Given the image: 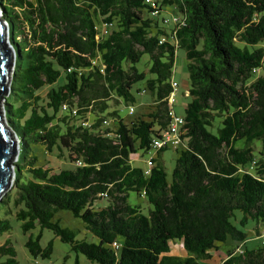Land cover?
<instances>
[{
	"label": "trees",
	"instance_id": "16d2710c",
	"mask_svg": "<svg viewBox=\"0 0 264 264\" xmlns=\"http://www.w3.org/2000/svg\"><path fill=\"white\" fill-rule=\"evenodd\" d=\"M0 3L15 51L4 112L19 138L14 190L0 198V264H19L13 242L1 240L11 229L8 214L28 234L31 260L24 264L49 258L44 228L76 253L62 264H81L79 253L95 264H201L228 239L237 243L227 244L220 264H264V0H157L160 13L170 8L180 18L169 27L145 0ZM177 48L189 77L181 143L155 151L145 172L130 155L149 151L170 124ZM144 54L147 70L137 67ZM138 82L143 88L135 90L148 89L153 108L126 123L118 106L135 101ZM34 145L73 165L44 166ZM167 148L178 152L170 176L159 158ZM62 209L96 240L62 226ZM249 221L259 238L250 248L243 229ZM176 239L186 255L168 254Z\"/></svg>",
	"mask_w": 264,
	"mask_h": 264
},
{
	"label": "rangeland",
	"instance_id": "374dc122",
	"mask_svg": "<svg viewBox=\"0 0 264 264\" xmlns=\"http://www.w3.org/2000/svg\"><path fill=\"white\" fill-rule=\"evenodd\" d=\"M172 13L174 12L170 8H165L161 11L160 15L156 17L160 21L161 24H163L162 17L169 19L170 23L165 24V26L169 27L171 25ZM0 14L1 16L3 14L1 3H0ZM7 40H9L10 42L9 30L7 31ZM258 46H264V41L258 44ZM148 60H149L148 55L144 54L142 58L140 59V61L137 63V67L142 70H147L148 65H149ZM187 62L188 60L185 56L184 50L181 48H177L175 52L174 68H173L172 77L178 84L177 90L175 92L176 101L173 104V108H174V111L179 115H182L184 113V107L187 101L189 100L188 94H185L186 87H189ZM262 73H264V61H263V66L258 70V74H262ZM11 76H12V72L10 74V80H11ZM8 87L10 88V81L8 83ZM136 87L143 88V83L138 82L132 88V92L135 95V101L130 104L134 107V112L129 114L128 105L124 103L118 106L119 114L123 118L124 122L126 123L131 122L136 117H144L145 114L153 108V97L150 91L146 89L143 92L142 91L137 92L135 90ZM45 90L46 89L41 91V96L44 95ZM1 106H2V112H3L4 111V99L3 98L1 99ZM111 108H114V107L112 106ZM116 124H117L116 121L112 118H109L106 123V125L110 128H115ZM253 147H254L255 152H258L261 150V146L259 142L257 141L253 143ZM33 149H34V152L38 155L39 160L43 162L44 166H51L55 170H57L63 167H71L73 165L68 160L65 154L57 155V151H52V152L46 151V149L42 147L41 145H34ZM18 153H19V148L11 161L12 163L16 161ZM25 154L28 155L25 151H23L21 160H23V156ZM150 155L153 157L158 156V154L154 150L144 151L142 149H137L136 152L130 155V163L133 166H139L143 169H146L148 167L147 159L149 158ZM177 155H178V152L173 148H167L166 150L161 151L159 154V158L163 161L168 176H170L171 174L172 168L175 164V158L177 157ZM12 168L14 171L15 165L12 164ZM14 184H15V175L12 176L10 186L6 189V191L2 194V196H4L7 192H10V191L13 192ZM130 200L132 202H140V204H142L144 208H147L148 206L144 198L137 196L134 192H130ZM0 214H2V209H0ZM4 216L11 220V229H10V232L4 234L1 240L8 237L13 242V245L17 251L18 263L24 264L26 261L31 260V255L29 254V252L27 251V248L24 245V242L27 239L28 234H23L20 231L19 221H16L13 218L14 217L13 214H8ZM56 219H58L59 223L62 226H67L71 228L72 230H74L76 237L85 238L91 241L96 240V238L92 234H90L89 231L85 229L82 220L72 215L69 210H66V209L60 210L56 215ZM254 225H255L254 221H249L246 224V226L243 228L247 232V235H248V238L245 241V245L249 248L254 247L259 244V238L253 235ZM38 230L39 228L36 227L35 229L32 230V233L36 234L38 233ZM40 241H41L42 246L46 245L49 241L52 242V246H53V249L50 252L51 254L49 258L42 260L44 264H47V262L49 261H53L56 264H62L64 261L67 263H72L74 261L76 257V253L70 250L69 245L66 242H62L59 239V237L53 233L52 230L47 229V228L42 229V235H41ZM231 242H235V241L228 239V241L225 243L223 242L218 243L219 249L217 250L212 249L210 251L212 256L210 258L200 259L199 260L200 263L201 264H219L222 259L223 254H225V250L228 246L227 244L228 243L230 244ZM168 254H175L179 256L186 255V251L184 250L182 242L177 239L170 241V251L168 252ZM78 259L81 264H95L91 262L90 260H88L81 253L78 254Z\"/></svg>",
	"mask_w": 264,
	"mask_h": 264
},
{
	"label": "water",
	"instance_id": "95a60500",
	"mask_svg": "<svg viewBox=\"0 0 264 264\" xmlns=\"http://www.w3.org/2000/svg\"><path fill=\"white\" fill-rule=\"evenodd\" d=\"M7 31L8 24L0 14V197L10 186L14 175L11 161L19 148V138L6 121L1 106V99L9 92L8 83L15 59L14 48L7 40Z\"/></svg>",
	"mask_w": 264,
	"mask_h": 264
},
{
	"label": "built area",
	"instance_id": "2783aa9c",
	"mask_svg": "<svg viewBox=\"0 0 264 264\" xmlns=\"http://www.w3.org/2000/svg\"><path fill=\"white\" fill-rule=\"evenodd\" d=\"M147 3L150 4L151 6V15L152 16H158L160 14V9L158 7V3L157 0H145ZM166 24L170 23L169 19L164 18L163 20ZM180 21V18L177 14H172V18H171V22L172 23H177ZM104 29L103 31H105L106 26H103ZM164 40V38H161L160 42ZM171 90L168 94L167 100L168 103L170 105V109H169V115H170V124L168 125V127H166L165 129H162V131L160 132L159 136H154L151 140V144H150V150H154L157 151L158 149L166 146V145H170L172 147H176L177 145H179L181 143V138H180V127L181 125L184 123V118L182 115L176 114L173 108V104L175 103L176 99H175V92L177 90L178 84L175 80H173L171 82ZM63 108H65V106H63ZM73 113H75V110L72 111ZM134 112V107L132 105H128V113L131 114ZM83 124H85V122H83ZM149 150V151H150ZM81 162L78 160L77 164H80ZM147 165L148 167L145 169V172L149 171V168L153 165V156H149V158L147 159ZM261 243H264V231H262L261 233ZM114 246H118L117 242H113ZM50 264H55L54 262H51Z\"/></svg>",
	"mask_w": 264,
	"mask_h": 264
},
{
	"label": "crops",
	"instance_id": "0c3cea01",
	"mask_svg": "<svg viewBox=\"0 0 264 264\" xmlns=\"http://www.w3.org/2000/svg\"><path fill=\"white\" fill-rule=\"evenodd\" d=\"M187 89H188V87H186V92H187ZM186 92H185V94H187ZM220 262H221V261H220ZM219 264H220V263H219Z\"/></svg>",
	"mask_w": 264,
	"mask_h": 264
},
{
	"label": "bare ground",
	"instance_id": "6f19581e",
	"mask_svg": "<svg viewBox=\"0 0 264 264\" xmlns=\"http://www.w3.org/2000/svg\"><path fill=\"white\" fill-rule=\"evenodd\" d=\"M3 102V101H2Z\"/></svg>",
	"mask_w": 264,
	"mask_h": 264
}]
</instances>
